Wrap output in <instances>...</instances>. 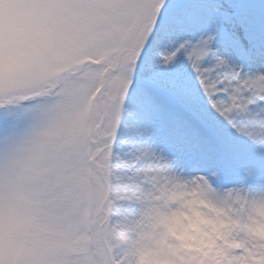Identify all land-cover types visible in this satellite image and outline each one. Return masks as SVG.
<instances>
[{"label":"snow or ice","instance_id":"snow-or-ice-1","mask_svg":"<svg viewBox=\"0 0 264 264\" xmlns=\"http://www.w3.org/2000/svg\"><path fill=\"white\" fill-rule=\"evenodd\" d=\"M42 158L264 184V0H0V216Z\"/></svg>","mask_w":264,"mask_h":264},{"label":"clouds","instance_id":"clouds-1","mask_svg":"<svg viewBox=\"0 0 264 264\" xmlns=\"http://www.w3.org/2000/svg\"><path fill=\"white\" fill-rule=\"evenodd\" d=\"M137 177L40 159L0 216V246L27 264H264V184L175 168Z\"/></svg>","mask_w":264,"mask_h":264}]
</instances>
